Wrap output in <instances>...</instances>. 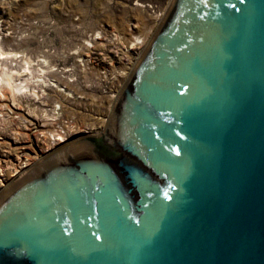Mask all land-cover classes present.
<instances>
[{
	"label": "water",
	"instance_id": "water-1",
	"mask_svg": "<svg viewBox=\"0 0 264 264\" xmlns=\"http://www.w3.org/2000/svg\"><path fill=\"white\" fill-rule=\"evenodd\" d=\"M0 264H264V0H172L101 134L1 190Z\"/></svg>",
	"mask_w": 264,
	"mask_h": 264
},
{
	"label": "built area",
	"instance_id": "built-area-1",
	"mask_svg": "<svg viewBox=\"0 0 264 264\" xmlns=\"http://www.w3.org/2000/svg\"><path fill=\"white\" fill-rule=\"evenodd\" d=\"M158 16V19L162 17ZM110 35V40L118 44V35ZM131 43H121L125 56L131 54ZM114 57L119 60V67L111 63L100 67L94 74L96 83H92L91 79L81 84L86 61L81 58L76 59L74 64L51 68L41 59L34 58L33 61L25 51L16 55L0 53V140L3 142L7 137L13 139L0 155V167L5 164L12 166V160L18 156V167L23 165L21 168L27 169L38 156L41 158L72 137L100 135L117 93L140 54L133 62L131 56L127 62L119 53H115ZM5 73L12 77L10 87L3 82ZM93 86H97V93L92 90ZM68 99L78 101L82 106L68 108ZM22 105H34L27 108L30 112L41 108L42 114L39 118L28 113L19 115L15 109L20 110ZM103 106L105 110L100 113L99 109L103 110ZM12 143L18 146H12ZM23 143L29 147H22ZM33 155L36 157L33 158ZM14 169L10 167L9 172ZM0 179L7 178L0 172Z\"/></svg>",
	"mask_w": 264,
	"mask_h": 264
},
{
	"label": "rangeland",
	"instance_id": "rangeland-1",
	"mask_svg": "<svg viewBox=\"0 0 264 264\" xmlns=\"http://www.w3.org/2000/svg\"><path fill=\"white\" fill-rule=\"evenodd\" d=\"M171 2L172 0H0V47L10 52L27 51L33 61L34 58L41 59L51 68L74 64L76 59L81 58L86 60L81 84L91 79L92 83H96V69L107 67L110 63L120 66L119 60L114 57L115 53L121 54L126 62L130 58L131 54H122V44H129L135 37L149 41ZM158 15H162L159 21L156 18ZM111 33L118 35V44L110 40ZM95 89L97 86L92 87L97 93ZM66 105L68 108L82 106L72 99H68ZM29 106L22 105L20 110L15 111L19 115L28 113L39 118L42 109L30 112L27 109ZM104 107L103 110L100 107V113L104 112ZM9 141L13 139L7 137L3 142L0 140V155L6 150L5 146ZM12 146L18 145L12 143ZM22 147L29 145L23 143ZM0 172L7 179L10 177L6 184L0 186L1 192L14 178L11 175L13 171L9 172V169Z\"/></svg>",
	"mask_w": 264,
	"mask_h": 264
},
{
	"label": "bare ground",
	"instance_id": "bare-ground-1",
	"mask_svg": "<svg viewBox=\"0 0 264 264\" xmlns=\"http://www.w3.org/2000/svg\"><path fill=\"white\" fill-rule=\"evenodd\" d=\"M163 14V13H162ZM157 18V20H158V18H159V16H157L156 17ZM156 21V20H155ZM159 21V20H158ZM159 23V22H158ZM151 31V30H150ZM151 38V37H150ZM150 40V39H149ZM148 40L147 39H145L144 38V40H143V38L141 39L140 38V40L138 39V37H135L134 38V40L133 41H131L132 43H131V50H130V53H131V58H132V62H133V60L135 61V60H137L136 58H137V56H138V54H142V52H143V50L145 49V47H146V45H145V43L147 42ZM149 42V41H148ZM89 45V44H88ZM143 45H145L144 46V49L142 50L141 48L143 47ZM20 50V49H19ZM133 50H135V51H133ZM142 50V52L140 53V51ZM22 51L23 50H20V51H15V52H10V51H4L1 47H0V53L1 54H11L12 53V55H16L17 53H22ZM27 52V51H26ZM46 58V57H45ZM11 76L9 75V74H7V73H5L4 74V79H3V82L7 85V86H9L10 87V85H11ZM2 85V84H1ZM102 125V122L100 123V126ZM97 133V131L95 132V134ZM47 154V153H46ZM45 154V155H46ZM45 155H42V157L43 156H45ZM36 156H34L33 155V158H35ZM17 159H19V157L18 156H16L15 157V159L14 160H12L13 161V163L14 164H12V166L11 165H4V167H3V169H9L10 170V167H15V169L13 170V172L11 173V175H12V178H14V179H16L17 178V176H19L23 171H25V170H27V169H23V168H21L23 165H21L20 167H18V163H19V161H17ZM41 158L38 156V159L35 161V162H33L32 163V165L33 164H35L37 161H39ZM17 161V162H16ZM17 168H20V170H16ZM1 167H0V170H3ZM2 175H3V173H1ZM10 179V177L7 179V180H9ZM13 179V180H14ZM7 180H3V179H0V186H2V185H4V184H6L8 181ZM12 179H11V181H13ZM11 181H9V182H11ZM2 190V189H1Z\"/></svg>",
	"mask_w": 264,
	"mask_h": 264
}]
</instances>
